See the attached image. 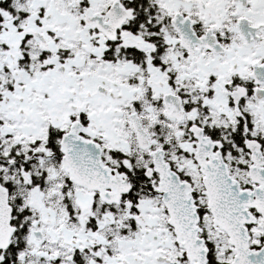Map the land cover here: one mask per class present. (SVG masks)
<instances>
[{
    "label": "snow or ice",
    "instance_id": "1",
    "mask_svg": "<svg viewBox=\"0 0 264 264\" xmlns=\"http://www.w3.org/2000/svg\"><path fill=\"white\" fill-rule=\"evenodd\" d=\"M0 264H264V0H0Z\"/></svg>",
    "mask_w": 264,
    "mask_h": 264
}]
</instances>
